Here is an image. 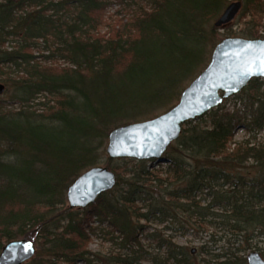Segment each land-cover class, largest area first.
Wrapping results in <instances>:
<instances>
[{
	"label": "trees",
	"instance_id": "trees-1",
	"mask_svg": "<svg viewBox=\"0 0 264 264\" xmlns=\"http://www.w3.org/2000/svg\"><path fill=\"white\" fill-rule=\"evenodd\" d=\"M227 1L0 0V81L15 83L8 104L19 105L8 110L0 99V254L27 238L38 250L26 264H238L239 250L210 255L204 245L198 259L173 239L211 229L246 239L264 230L259 79L235 96L246 95L243 108L221 105L187 122L164 162L118 160L113 190L86 209L60 210L69 184L98 163L103 138L179 102L221 37L216 22ZM243 1L250 29L241 36L261 38L264 0ZM6 69L22 75L10 79ZM42 94L56 97L55 109L32 110ZM239 132L250 137L237 142ZM95 222L109 229L115 254L89 250L105 231Z\"/></svg>",
	"mask_w": 264,
	"mask_h": 264
},
{
	"label": "water",
	"instance_id": "water-1",
	"mask_svg": "<svg viewBox=\"0 0 264 264\" xmlns=\"http://www.w3.org/2000/svg\"><path fill=\"white\" fill-rule=\"evenodd\" d=\"M19 1V0H14ZM240 1L229 4L216 25L235 20L242 9ZM253 79L264 80V38H225L213 48L207 67L183 90L179 102L163 114L143 122L123 125L109 134V160L133 159L164 162L168 148L182 134L183 126L201 118L242 92ZM6 86L0 83V96ZM116 174L109 167L94 166L68 187L71 209H86L113 190ZM36 245L27 238L8 242L0 254V264H25L36 255ZM248 264H264L258 252L247 257Z\"/></svg>",
	"mask_w": 264,
	"mask_h": 264
},
{
	"label": "rangeland",
	"instance_id": "rangeland-1",
	"mask_svg": "<svg viewBox=\"0 0 264 264\" xmlns=\"http://www.w3.org/2000/svg\"><path fill=\"white\" fill-rule=\"evenodd\" d=\"M236 1H240L243 4L242 9H241L240 13L238 14V16L235 18V20L233 22H231L230 24H228L226 26H223V27L219 28L218 32L221 34V37H220V39H219V41L217 43H219L221 40H223L225 38H232V37H225V36H228V34H233L234 36H236L238 38H242L241 35L243 34V32L246 31V30L248 31L250 29V28H248L249 26H248V23H247L249 19L247 17L242 18V16H241L242 15V10H243V7H244V1L243 0H228L225 8L229 4H231L232 2H236ZM118 7H119L118 4H116L115 7L110 9L106 14L108 16L113 14L115 12V10L118 9ZM215 22L216 21H214L213 23H215ZM255 30H257L258 35L261 36V38H258V39H263L264 38V29H262L261 27H258V28H255ZM104 31H105V29H103V32ZM9 45H10L9 46V50H12V48L16 45V43L15 42H10ZM215 46L209 47V56H208L207 64L197 74V76L209 64L210 59H211L212 50H213V48ZM45 54L47 55V53H45ZM34 55L35 56H39L40 53L38 51H35ZM57 65H59L61 67H68V65L65 64L64 60H59L57 62ZM6 70H7V72L11 73L10 74V79H16V78H18V77H20L22 75V73H18V71H16L15 69L14 70L6 69ZM194 79L189 81L183 87V90ZM259 80H260V83H263V85L261 86V89H260V93L264 96V80H262V79H259ZM0 83L5 84V86H6L5 93L2 96H0V99L5 104L4 106L8 110H18L19 109V105L15 104L13 106V105H9L8 104L11 101L12 96L14 95V92H15V89H16L15 86H14L15 83L11 82V85H8V84L4 83L3 81H0ZM240 94H241V92L239 94H237V95H240ZM237 95H235V96H237ZM235 96L225 100L221 105L225 106V109L228 110V111H233L234 109L243 108L244 103L247 100L246 95H243V97H245V99L243 101H242L243 97L235 98ZM177 103H178V101H176L173 106H175ZM56 104H57V100H56L55 96L48 95V94H42V95H39L38 98L34 102H32L31 107H32V110L36 111L37 113H42L44 111L43 109L45 108V106L46 107L49 106L52 109H55L56 108ZM163 113L161 112V114H163ZM161 114H159V115H161ZM143 121H147V120H141L139 122H143ZM135 123H137V122H135ZM127 124H132V122L131 123L128 122V123H125L123 125H127ZM123 125H121V126H123ZM255 135H256L255 139L258 142H264V130L259 132V133H257V134H255ZM108 137H106L105 139L104 138L102 139V149L99 152L98 163L95 166L109 167L110 170L113 171V168H116L117 166H121L123 163L118 161V160H109V157H108V154H107V146H108V141H109ZM249 137L250 136H248L244 132H239L237 137L235 138V141L240 142V141H243V140H247ZM92 167H94V166L85 168L79 174V176L82 173H84L85 171H87L88 169L92 168ZM71 184H69V186ZM67 190L68 189H66V191L64 192V197H63L65 199V203H64L63 206H61L60 210H63V211H67L69 209L71 211L80 210L78 208H75V209H71L70 208L69 203L67 201V197H66ZM98 224L95 222L93 224V226L94 227L95 226H99ZM149 226L152 229L157 228L158 230L163 228L162 226H156L154 224H150ZM100 228L102 229V227H100ZM102 230H105V231L103 232V231L99 230V232L97 231L98 233L93 237V239L90 242L89 247H88L89 250L91 252H93V253L101 254V256H105V255L111 254L113 252L115 254L116 251H115L114 248H116V246L113 245V243L110 241V236L107 234L109 232V229H107V228L104 229V227H103ZM167 234H170V233L167 232ZM212 238H214L213 240H215V241H212ZM19 239H23V238H19ZM173 242H175L176 244H178L180 246H184V247H187L190 250H193L194 254L198 256V259H201L203 257V256H201L200 248L202 246H204V245H206L208 247L207 249L211 253L210 255H217V254H224V253H227L228 255H230V253H229V249L230 248H231L230 250H232V252H236V251L239 250L235 254L239 258V259H237L238 260V264H248L247 257L253 252L260 253V255L264 258V230H262V231L261 230H256L254 232H250V236L248 238H246V239H241L240 237H236V236H234L232 234H229L228 232H226L224 230H220V229H217V230L211 229V230H209L207 232L205 231V232H201L199 234L197 232L190 231V232H188L186 234H182V233L176 234V236L173 239ZM147 243L148 242H145L146 246L149 247L150 245L147 244ZM206 243H208V244H206ZM36 248L38 250V246L37 245H36ZM151 251H153V250H151ZM146 264H149V263H146Z\"/></svg>",
	"mask_w": 264,
	"mask_h": 264
}]
</instances>
